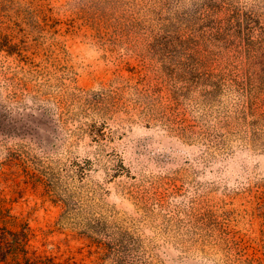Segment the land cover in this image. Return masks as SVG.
<instances>
[{
  "label": "rangeland",
  "instance_id": "obj_1",
  "mask_svg": "<svg viewBox=\"0 0 264 264\" xmlns=\"http://www.w3.org/2000/svg\"><path fill=\"white\" fill-rule=\"evenodd\" d=\"M261 27L264 0H0V264H264Z\"/></svg>",
  "mask_w": 264,
  "mask_h": 264
},
{
  "label": "trees",
  "instance_id": "obj_2",
  "mask_svg": "<svg viewBox=\"0 0 264 264\" xmlns=\"http://www.w3.org/2000/svg\"><path fill=\"white\" fill-rule=\"evenodd\" d=\"M246 19L249 20L250 22H254L255 21L254 16L251 15V14H247ZM261 31L264 32V27H261ZM263 35H264V33H263ZM261 40H263V42H264V36L262 37ZM262 74H263V77H264V69L262 71Z\"/></svg>",
  "mask_w": 264,
  "mask_h": 264
}]
</instances>
